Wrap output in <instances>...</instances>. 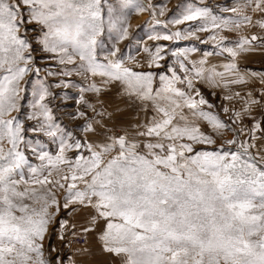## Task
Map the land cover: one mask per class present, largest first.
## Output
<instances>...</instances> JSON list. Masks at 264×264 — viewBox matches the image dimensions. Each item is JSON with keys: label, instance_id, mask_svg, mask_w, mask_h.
Returning <instances> with one entry per match:
<instances>
[{"label": "snow or ice", "instance_id": "obj_1", "mask_svg": "<svg viewBox=\"0 0 264 264\" xmlns=\"http://www.w3.org/2000/svg\"><path fill=\"white\" fill-rule=\"evenodd\" d=\"M168 11L0 0V264H264V73L237 63L254 42L264 48V0L227 18L204 0H181L161 22ZM143 13L163 23L148 41L210 33L230 62L217 71L189 60L194 48L141 45L130 20ZM74 74L79 84L66 81ZM257 75L258 95L223 97L244 105L221 106L227 119L195 83L227 89ZM69 87L76 96L56 91Z\"/></svg>", "mask_w": 264, "mask_h": 264}, {"label": "rangeland", "instance_id": "obj_2", "mask_svg": "<svg viewBox=\"0 0 264 264\" xmlns=\"http://www.w3.org/2000/svg\"><path fill=\"white\" fill-rule=\"evenodd\" d=\"M152 2L154 4H167L169 11L165 14V16L157 17L161 22H164L171 17L172 12L175 11L176 5L179 4L181 0H152ZM204 2L210 8H212L213 13L215 15H219L227 18V17H233L235 14H233L230 11H223V9L234 7L238 2L242 3L243 0H204ZM248 14L253 15V22H255V19L259 18L258 14H253L251 10L248 11ZM150 21H151V17L148 15V13H143L140 15L133 14L131 17L130 31L135 36L136 40L140 41L141 45L147 43L148 45L151 46L155 43H162L168 45L169 48L171 49L194 48L195 51L189 53V60L199 61L200 59H206L207 60L206 67L216 66L217 71H223V68L220 66L222 64L230 62V58L227 57V53L220 55L219 54L220 49L216 47V42L208 39L210 33H198L200 39L189 38L187 40H183L176 43L170 41H160V42L148 41L147 36L150 35L153 30L155 31L163 30V23L157 25L154 23H150ZM169 27H172L173 30H175L174 26L170 25ZM259 32L260 30L258 28L242 26L239 34L250 36L252 34H257ZM220 35L228 37V40L224 42L227 46L229 47L235 46V41L238 39L237 32H229L225 30L220 32ZM129 52H131L133 55L137 54L134 49H126L125 55H127ZM36 55L39 56L40 53H37ZM140 55H143V53L141 52ZM173 60L174 58L166 56L164 63L166 66L172 65ZM39 62L44 63V61H39ZM237 63L242 73L243 72H249V73L255 72L257 74L264 73V48L261 47L259 42H254V49L250 52L242 53L239 57H237ZM189 67H191L190 64ZM154 70L157 72L162 71V69H154ZM180 74L183 75V73ZM49 79L55 82L58 81L60 78L55 77ZM65 79L67 82L77 83V84H79L82 81V77L77 76L75 74ZM84 83H86V81ZM195 83L196 86L201 90L205 98L215 105L212 111L218 112L225 119H227V117L224 116L223 112L221 111V106L235 108V110L238 111L241 110L244 106L243 100L239 98H235L232 101L224 100L223 97L225 95L233 94L235 92H240L241 96L246 98L248 91H253L254 95H258V92L262 87L260 84L259 75L251 78L249 80V83L246 85H230L229 88L227 89L223 87H218L213 89L210 88L208 85L204 84L203 82H195ZM56 91L61 93L67 92L70 96H76L78 93V88L69 87L67 89H57ZM67 105H68V110H72V108L74 107V101L69 100L67 102ZM61 107L63 108V106ZM244 122L246 124L250 123L249 118H245ZM65 123H67L66 120ZM51 147L54 148L55 146L53 145ZM33 162H37V161H35L33 158Z\"/></svg>", "mask_w": 264, "mask_h": 264}]
</instances>
